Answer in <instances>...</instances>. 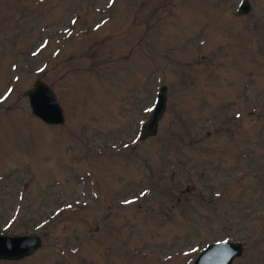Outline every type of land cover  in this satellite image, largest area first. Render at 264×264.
<instances>
[{"label": "rangeland", "instance_id": "obj_1", "mask_svg": "<svg viewBox=\"0 0 264 264\" xmlns=\"http://www.w3.org/2000/svg\"><path fill=\"white\" fill-rule=\"evenodd\" d=\"M0 0V264H264V0ZM48 83L63 125L31 114ZM158 133L139 129L159 86Z\"/></svg>", "mask_w": 264, "mask_h": 264}, {"label": "water", "instance_id": "obj_2", "mask_svg": "<svg viewBox=\"0 0 264 264\" xmlns=\"http://www.w3.org/2000/svg\"><path fill=\"white\" fill-rule=\"evenodd\" d=\"M251 9L248 0H241L236 14L249 13ZM28 99L31 114L47 125H63L65 116L56 92L48 83L36 79L32 86L24 91ZM168 103V88L158 87L155 104L148 117L141 123L139 138L144 140L158 133L159 121L163 117ZM264 229V217L262 220ZM41 245L38 234L6 235L0 234V260L16 261L31 255ZM243 245L235 241H216L207 244L197 255L193 264H233L241 256Z\"/></svg>", "mask_w": 264, "mask_h": 264}]
</instances>
